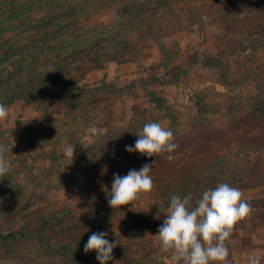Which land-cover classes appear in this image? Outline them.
<instances>
[{
  "label": "trees",
  "instance_id": "obj_1",
  "mask_svg": "<svg viewBox=\"0 0 264 264\" xmlns=\"http://www.w3.org/2000/svg\"><path fill=\"white\" fill-rule=\"evenodd\" d=\"M118 1L0 0V104L10 107L22 102L37 105L42 111L40 122L30 132L39 131L33 137L35 141L46 135L45 130L51 131L52 136L44 140L51 138L55 142L49 158L45 150H38L36 158L45 157L57 166L61 185L65 177H70L73 185L68 186V192L79 200L83 210L78 213L63 207L52 212L43 222L40 238L33 239L32 232L24 226L17 231L3 232L0 228L1 243L15 257L20 254L10 252L11 245L34 241L38 249L52 251L67 262L100 264L95 251L84 252V244L92 233L107 231V239L117 241L109 264H174L177 261L173 251L149 245L147 238L155 232L151 207L158 212L167 210L173 195H191L194 203L204 190L218 183L226 182L239 189L245 187L250 176H264V64L259 65V73L250 81L253 96L237 102L238 97L225 109L203 104L199 99L198 122L185 127L167 100L154 90L147 92L154 110H140L137 100H132L134 91L104 82L96 86L82 82L87 73L108 64L139 61L152 45L166 47L155 37L156 26H170L165 16L156 10L146 16L147 4L142 0H126L123 9L116 8ZM211 1L215 6L212 19L226 25L224 38L234 53L249 58L264 54V0ZM105 2L116 18L109 24L91 27L94 16L108 7ZM189 6L190 24L197 23L200 10L209 7ZM208 63L213 67L221 64L215 59ZM151 79L165 82L166 76ZM149 81H140V85L146 89ZM58 106L63 107V114L57 117L54 110ZM119 109L131 115L126 124L117 120ZM149 121H158L173 131L178 145L173 161L166 159L167 153L149 158L126 151L125 146L134 145L138 139L135 133ZM32 122L29 119L26 123ZM92 128L96 133L91 132ZM63 145L76 150L70 168L58 154ZM14 154L19 151L15 149ZM153 161H157L151 171L153 189L142 193L133 208L110 207L104 189L110 190L114 174L123 176ZM13 173L9 171L7 178L3 175L1 182H15L10 175ZM259 209L263 216L264 207ZM250 219H246L250 221L248 225H255ZM242 221L245 223V219ZM240 224L241 221L233 230ZM51 239L55 245L49 244Z\"/></svg>",
  "mask_w": 264,
  "mask_h": 264
},
{
  "label": "rangeland",
  "instance_id": "obj_2",
  "mask_svg": "<svg viewBox=\"0 0 264 264\" xmlns=\"http://www.w3.org/2000/svg\"><path fill=\"white\" fill-rule=\"evenodd\" d=\"M142 1L147 4L146 16L148 12L156 10L165 16V22H170L169 27L156 26L155 37L163 41L165 49L159 44L152 45L144 50L142 58L137 62L111 63L93 70L82 78L84 84L96 86L104 82L121 87L127 92L134 91L132 100H137L140 105L138 109L150 111H153L154 107L147 92L154 90L167 100L173 114L184 127L198 122L201 111L196 102L199 99L203 100V104L217 106L216 108L221 106L225 109L230 101H236L238 97L237 102L241 98L245 101L254 95V89L249 84L259 73V65L264 64V54L249 58L243 53H240V56L234 53L224 38L226 25L212 19L211 14L215 11V6L211 0ZM125 3L126 0H120L115 6L123 9ZM190 3L209 6L208 9L200 10L201 17L194 24L187 22ZM104 4L108 7L104 12L94 16L89 24L91 27L109 24L116 18L110 4L108 2ZM176 17L177 21L174 19ZM210 59L219 60L221 66L218 64L214 67L209 66L207 62ZM165 64L167 67H164ZM164 76L165 82L157 83L151 79ZM140 81H149L150 87L144 89ZM229 98L231 100H228ZM127 99L131 101V97ZM117 104L119 105L120 101ZM6 109L7 115L0 118V144L12 145V151L7 152L5 160L9 164V171L14 172L10 175L15 178V182L10 184L9 181L6 185L3 183L4 180L1 182L3 177L0 176V206L5 211L4 214L0 209V228L3 232L17 231L24 226L26 230L32 232L33 239L40 238L41 230L44 228L43 222L49 219L52 212L62 210L63 207L76 209L78 213H82L83 210L79 206V200L68 192V186L73 185L70 183V177H65L61 185L57 181L59 171L57 166L45 157L36 158L38 150H45L46 155L49 152V158L52 154V144L55 142L51 138L44 140L47 136H52L51 131L45 130L46 135L38 137L39 139L35 141L33 137L39 131L36 130L35 133L34 129L33 133L30 132V129L40 122L42 111L37 109V105L27 106L22 102H17ZM62 114L63 107L58 106L54 110V115L58 117ZM130 117L131 115L124 110H118L117 120H120L121 124H126ZM29 119L34 122L27 124ZM15 149L19 151L18 155L14 154ZM69 150L72 156L67 155ZM58 154L66 168L73 166L76 158L74 147L63 145L59 148ZM8 175L9 172L5 175L6 178ZM60 187H63L62 191L56 193ZM239 189L244 199L252 203L251 212L245 218V223L241 221L244 224L233 230L225 241L229 255L222 264H252L253 261L264 264V215L259 212V208L264 207V176L259 174L256 177L250 176L245 187ZM10 192L12 193L9 194ZM255 200L260 202L256 203ZM151 208L155 215V232L149 235L147 240L152 247H159L161 244L156 234L166 217V210L158 212L155 207ZM249 218L255 225H248L250 221L246 219ZM53 240L49 244L55 245ZM1 242L0 239V264H74L52 251L38 249L34 241H27L26 244L20 242L15 247L11 245L10 252L19 253L18 257L9 254L7 246L4 247Z\"/></svg>",
  "mask_w": 264,
  "mask_h": 264
},
{
  "label": "clouds",
  "instance_id": "obj_3",
  "mask_svg": "<svg viewBox=\"0 0 264 264\" xmlns=\"http://www.w3.org/2000/svg\"><path fill=\"white\" fill-rule=\"evenodd\" d=\"M7 115V109L0 104V118ZM92 128L91 132L96 133ZM138 139L134 145H126L129 153H140L149 158L167 153L166 159L173 161V153L178 148L174 142V133L158 121L144 123L142 129L135 133ZM12 151L8 145L0 144V176L9 172L5 160L7 152ZM72 156V152H67ZM145 164L140 169H131L126 175L114 174L110 190L105 188L110 207L116 209L132 205L142 193L150 192L154 187L151 176L153 166ZM251 212V205L243 197L240 189L226 182L218 183L214 188L204 190L195 200L191 195L171 196L166 217L158 229L162 251H173L174 260L179 264H222L229 255L225 241L232 234L238 222L244 220ZM159 218V216H157ZM107 231L92 233L84 252L97 253L100 264H109L113 260V250L117 241L107 239ZM252 264H257L253 261Z\"/></svg>",
  "mask_w": 264,
  "mask_h": 264
}]
</instances>
